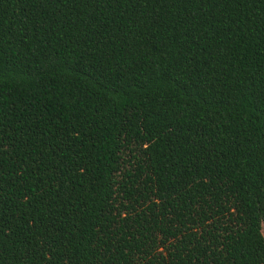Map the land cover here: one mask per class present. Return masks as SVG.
<instances>
[{
	"label": "trees",
	"instance_id": "obj_1",
	"mask_svg": "<svg viewBox=\"0 0 264 264\" xmlns=\"http://www.w3.org/2000/svg\"><path fill=\"white\" fill-rule=\"evenodd\" d=\"M264 0H0V264H264Z\"/></svg>",
	"mask_w": 264,
	"mask_h": 264
},
{
	"label": "rangeland",
	"instance_id": "obj_2",
	"mask_svg": "<svg viewBox=\"0 0 264 264\" xmlns=\"http://www.w3.org/2000/svg\"><path fill=\"white\" fill-rule=\"evenodd\" d=\"M262 234H263V236H264V228H262Z\"/></svg>",
	"mask_w": 264,
	"mask_h": 264
}]
</instances>
